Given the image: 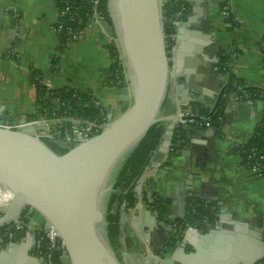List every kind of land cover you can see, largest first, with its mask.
<instances>
[{
	"label": "crops",
	"instance_id": "1",
	"mask_svg": "<svg viewBox=\"0 0 264 264\" xmlns=\"http://www.w3.org/2000/svg\"><path fill=\"white\" fill-rule=\"evenodd\" d=\"M185 1L189 13L174 24L181 38L180 44L174 39L181 51L172 62L177 86L163 117L178 111L208 113L228 74L248 87H264V0ZM58 19L56 0H0V121L19 122L36 112L34 69L54 88L90 91L103 102L107 118L119 102L123 87L108 83L113 57L99 28L87 27L71 42L56 31ZM224 56L226 72L220 67ZM228 100L220 106L224 114L217 125L185 124L186 139L177 154L154 156L153 173L142 187V194L157 192L168 199L174 218L189 214L192 201L197 209L213 203L215 224L187 230L182 241L169 247L160 213L144 200L130 225H122L124 263L155 264L144 259L151 249L161 264H264V175L241 154L264 117V102L235 95Z\"/></svg>",
	"mask_w": 264,
	"mask_h": 264
},
{
	"label": "water",
	"instance_id": "2",
	"mask_svg": "<svg viewBox=\"0 0 264 264\" xmlns=\"http://www.w3.org/2000/svg\"><path fill=\"white\" fill-rule=\"evenodd\" d=\"M170 2L108 0L111 21L103 20L102 24L117 39L129 86L120 88L119 102L108 113L110 124L100 133L59 154L47 143L50 138L41 134L46 130L44 124L20 128L0 125V179L14 194L2 209L0 227L11 223L26 209L32 210L37 225L45 226V232L53 226L64 242L63 264H128L118 256L107 231L108 203L125 160L158 122L166 123V128L155 156L167 157L180 119H207L220 105L226 84L208 113L180 115L178 111L171 117L161 116L177 86L178 74L172 62L181 51L174 42L178 39L180 44V36L166 33L165 5ZM177 20L176 25L180 24ZM153 169L152 166L140 179L137 205L128 208L124 204L121 229L122 225H130L136 211L139 213L144 207L142 187ZM198 209L201 210L200 205ZM167 219L175 220L170 216ZM187 230L201 231V228L188 224L182 240ZM36 246L39 243L33 233L10 241L0 247V264H42L32 251ZM147 252L146 263L152 259L155 264L162 263L154 251Z\"/></svg>",
	"mask_w": 264,
	"mask_h": 264
},
{
	"label": "trees",
	"instance_id": "3",
	"mask_svg": "<svg viewBox=\"0 0 264 264\" xmlns=\"http://www.w3.org/2000/svg\"><path fill=\"white\" fill-rule=\"evenodd\" d=\"M70 1L74 3V5H78V15L73 16L72 14H69L66 16L65 26H74L83 29L87 25L91 15V0ZM165 8L168 12V16L165 19L166 33L171 35L174 33V21L177 20V12L183 8V18H186L189 13V4L185 0H172V2L165 5ZM101 9L102 14L106 19L111 21L108 0L101 1ZM72 16L75 20L71 19ZM63 40L66 39L63 38ZM108 47L113 57V63L108 71V83L120 87L127 86L125 68L119 58V52L114 44H108ZM226 59L227 56H224L220 62L221 70L224 72L227 70ZM30 80L37 90V110L30 116V118L36 119L43 116H73L89 120H98L103 117L100 107L93 102L94 96L90 91L68 86L63 88H50L44 83L42 72L36 69L30 72ZM227 80L226 88L217 111L211 117L196 120L193 121V123L200 124L210 122L211 125H217L219 117L224 114V109L220 108V106L226 105L229 102L228 98L233 95L242 96V100H258L264 102V87H248L242 79H239L232 74H228ZM165 128L166 123L164 122L154 124L140 144L127 157L118 175L115 183V190L111 194L107 207L108 237L116 252V244L117 242L120 243V236L122 234L121 216L124 204L126 203L128 208H132L136 205L138 200V194L136 191L137 186L140 183L142 176L153 166L152 163L155 152L162 142ZM187 130L186 125L175 127L172 136V145L168 153L169 157H174L177 154V151L186 139ZM46 141L59 154L65 153L68 147H70H63L59 140L46 139ZM242 152L243 153L241 154L244 157L245 163H248L251 166H259L264 170V117L260 125H258L256 133L244 146ZM143 198L151 207L159 211L164 224L171 221L167 219V216H169L170 213L168 199L160 196L157 192H153L150 197L148 191L143 194ZM212 205L214 204L210 203L208 206H204L198 211L196 201H192L189 214L183 218H175V229L172 234L168 235L166 240L168 246H175L181 241L183 231L188 224L200 228H207L208 226L212 227L215 224L216 219L215 211L211 210ZM205 219H207L209 223L207 226L205 224ZM9 242L5 243L2 247L7 246ZM36 249H38V247ZM61 256L62 255H55V261L59 264H63Z\"/></svg>",
	"mask_w": 264,
	"mask_h": 264
},
{
	"label": "built area",
	"instance_id": "4",
	"mask_svg": "<svg viewBox=\"0 0 264 264\" xmlns=\"http://www.w3.org/2000/svg\"><path fill=\"white\" fill-rule=\"evenodd\" d=\"M101 1L102 0L90 1L91 15L87 25L83 29H81L74 26H65L66 16H68L69 14H72L73 16L78 15V5H74V3H72L70 0H56L57 4L59 5V19L56 24V31L60 34L62 39L64 38L68 41L73 42L80 39V37L85 33L87 27L95 25L107 39V44H114L116 46L119 52L121 63L124 65L116 37L110 36L106 32L102 24V21L107 19L102 14ZM73 9L75 12L73 11ZM226 13H228L227 10ZM73 16L71 17V19L75 20ZM183 16L184 12L182 8L177 12L176 18L182 19ZM44 83L50 88L53 87L52 83L48 81H44ZM235 98H237L238 100L243 99L242 96L239 95H235ZM93 102L100 107L103 115V117L98 120H89L73 116H43L36 119L28 118L26 122L19 121L12 123L7 121H0V125L9 128H20L28 124H44L46 125V130L41 131V134L46 133L44 136L49 137L50 139L59 140L63 147L72 146L82 139L89 138L100 133L110 124V120L107 118L106 112L104 110L103 102L95 96ZM219 120H222L221 116L219 117ZM188 121L193 122L194 120L180 119L177 122L176 127L185 125ZM206 125L211 126V123L207 122ZM252 168L254 171L264 175V170L261 167L253 165ZM156 213H159V211H157ZM207 221L208 220L206 219L205 223H207ZM45 228L46 227L43 225L38 226L36 221L34 220L32 210L26 209L11 223L0 227V247H2L9 241L20 240L21 238L25 237L27 233H33L39 243V246H37L38 249H36L34 253L39 257L42 264H59L55 261V255H62L61 258L63 257L65 251L64 242L62 241V239H60V237L58 236V232L53 226H49V230L46 232L44 231Z\"/></svg>",
	"mask_w": 264,
	"mask_h": 264
},
{
	"label": "bare ground",
	"instance_id": "5",
	"mask_svg": "<svg viewBox=\"0 0 264 264\" xmlns=\"http://www.w3.org/2000/svg\"><path fill=\"white\" fill-rule=\"evenodd\" d=\"M13 197V192L8 189L0 179V208H6Z\"/></svg>",
	"mask_w": 264,
	"mask_h": 264
},
{
	"label": "flooded vegetation",
	"instance_id": "6",
	"mask_svg": "<svg viewBox=\"0 0 264 264\" xmlns=\"http://www.w3.org/2000/svg\"><path fill=\"white\" fill-rule=\"evenodd\" d=\"M170 222H171V223H170ZM170 222H168V223L165 224V225H166V228H168V231H169L168 235L173 233V231H174V229H175L174 227H175V225H176V224H173V223H172V222H174V221H170ZM171 224H172V225H171ZM205 224H206V226L209 225L208 221H207V223H205ZM208 227H209V226H208ZM122 237H123V234H121V236H120V243L117 242V244H116V248H117L118 256L124 261V253H125V251H126V247H125V245H124V241H123Z\"/></svg>",
	"mask_w": 264,
	"mask_h": 264
},
{
	"label": "rangeland",
	"instance_id": "7",
	"mask_svg": "<svg viewBox=\"0 0 264 264\" xmlns=\"http://www.w3.org/2000/svg\"><path fill=\"white\" fill-rule=\"evenodd\" d=\"M128 83V80L126 81ZM127 87V86H126ZM2 213V208H0V214Z\"/></svg>",
	"mask_w": 264,
	"mask_h": 264
}]
</instances>
